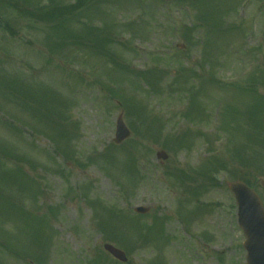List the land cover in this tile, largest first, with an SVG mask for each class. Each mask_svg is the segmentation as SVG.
<instances>
[{"label":"rangeland","instance_id":"obj_1","mask_svg":"<svg viewBox=\"0 0 264 264\" xmlns=\"http://www.w3.org/2000/svg\"><path fill=\"white\" fill-rule=\"evenodd\" d=\"M94 1L52 26L12 0L1 9L0 0V244L9 246L0 247V264H123L107 243L127 254L126 264H245L228 189L237 175L217 172L218 164L207 176L199 169L214 156L236 170L231 156L251 164L255 131L244 122L264 97V0ZM50 2L75 3L35 0L34 10L45 14ZM133 21L136 30L124 31ZM105 25L118 31L108 44L105 33L90 38L83 29ZM58 36L68 45L48 44ZM121 60L142 72L166 69L168 78L154 94L144 79L122 80ZM121 113L131 137L116 145ZM62 130L68 157L55 150ZM158 151L168 160L158 161ZM16 167L29 185L6 177ZM213 174L220 187L209 186ZM140 206L149 213L136 214ZM25 210L47 214L48 223L35 232ZM141 225L151 238L140 236Z\"/></svg>","mask_w":264,"mask_h":264},{"label":"trees","instance_id":"obj_2","mask_svg":"<svg viewBox=\"0 0 264 264\" xmlns=\"http://www.w3.org/2000/svg\"><path fill=\"white\" fill-rule=\"evenodd\" d=\"M4 3H1L2 4V8H5L9 3H10V0L8 2H5V0H2ZM13 2H16L18 6L20 7H24V6H33L34 5V1L35 0H12ZM38 2H40V0H36ZM71 1H74L75 3L73 4L72 2H69L68 5L66 4H57V5H53L52 2H50V5L49 7H47V13L44 14L45 11H43L44 7H41V6H38L37 5V8L35 10H27V12H31L32 15L34 16H39L40 17H47V21L48 22H51L52 23V26H65L67 25V23H69L72 19L70 17H68L69 15H73V11H76L77 8L79 9V7H82L84 4L87 5L88 2H95V1H92V0H71ZM115 2H118V1H121V0H114ZM125 1V0H124ZM95 7L97 8L98 7V4L95 5ZM76 21V20H74ZM85 24H88V23H85ZM8 27V26H7ZM129 27H133V26H129ZM128 27V28H129ZM58 30H55V31H59L61 29V27H58L56 28ZM83 29H85V31L87 32V37H90V38H93V37H96V38H100V36L97 34L98 32H103L105 33L106 35L103 36V38L101 39L102 43H105V44H108L110 42H112L114 39H116V35H115V32L114 31H111L113 30L112 27H107V25L104 26V28H100V27H95V26H83ZM130 29V28H129ZM13 32V31H12ZM58 39H60L61 41L60 42H55L53 40H49L48 41V44L51 45H55V48H61V47H65L67 46L68 44L65 42L67 40V38L65 37L64 40H62L59 36H58ZM90 41V40H89ZM48 45V46H49ZM98 48V49H101L104 48V45L102 46H92V49L94 48ZM54 48V49H55ZM104 51V50H103ZM106 52V51H104ZM118 68H121V70L123 72H127V73H124L122 74V80H127L126 79V75L125 74H133L134 75V80L137 79L138 81L135 80L136 83L139 82L140 79H145L147 81V84L150 85V87L152 86L153 87V90L154 91H157V89L159 88L158 84L159 83L160 85L162 84V82L166 79V75L165 73L163 72H156V71H151L150 73L148 74H137V73H134V72H128V68L124 67V66H120L118 65ZM150 75V76H149ZM149 76V77H148ZM116 98L119 97L118 94H116ZM123 94H121V98L120 100L123 101ZM264 103V98L263 100H261V103L260 104H263ZM261 106V105H260ZM257 107V106H256ZM255 107V108H256ZM258 108V107H257ZM261 108V107H260ZM260 108H258L259 110V113L261 114V111H260ZM187 117V116H186ZM153 123L152 124H155L156 121H152ZM259 125L261 126L262 125V122H261V119L259 120ZM160 132V130L158 131ZM162 132V131H161ZM160 137H161V133H160ZM170 139L172 138V136L169 137ZM183 139L180 140V137H173L172 139L173 140H170L171 142L174 141V142H178L179 143H182L184 141V136L181 137ZM57 140L58 142H54L56 143V150L57 152H61L63 150V152H65L66 156L68 157V150L66 147H68V144L66 143L67 141V133H65L63 130L60 132V134L58 135L57 137ZM60 140H62V143L59 142ZM168 140V141H169ZM167 141V142H168ZM62 148V149H61ZM62 153V152H61ZM6 154V153H5ZM63 154V153H62ZM7 155V154H6ZM7 158V157H6ZM107 157L104 156V159H106ZM133 166H129L128 168V171L132 173L133 176H135L136 174H138V169L135 167V164H132ZM0 168H1V162H0ZM12 171V170H10ZM21 168L19 167H16L15 171L12 172V173H7L6 174V177H11L12 179V182L16 185V186H19V182H21L22 185H29V183L25 182L24 181V173ZM212 180V178H210ZM31 185V184H30ZM24 189H28V188H24ZM23 189V190H24ZM35 192V191H34ZM6 201L7 203H10L8 201L10 200H4ZM8 208L7 207H3L4 209H9V210H12L13 205H12V208L10 207V205L8 204ZM19 208H22V207H19ZM21 213H23V216H25L26 220H29L31 221V223H38V224H34L33 225V228H35V232H37L38 230H41L40 228H38L37 226L39 224H42V223H46L47 224V214L43 215V216H40L38 214H35V213H26V210L24 212L20 211ZM29 227H32L31 225H29Z\"/></svg>","mask_w":264,"mask_h":264},{"label":"water","instance_id":"obj_3","mask_svg":"<svg viewBox=\"0 0 264 264\" xmlns=\"http://www.w3.org/2000/svg\"><path fill=\"white\" fill-rule=\"evenodd\" d=\"M130 136V132L126 127L123 117L121 116L117 121V134L115 142L122 143ZM159 158L167 159L165 153H159ZM231 191L235 194L237 203L239 205V224L243 228L247 237L245 247L249 251L248 264H264V245L259 247L258 238L263 237L262 232L255 230L254 222L256 218L262 219L264 222V208L258 196L250 190L247 186L237 183L230 185ZM139 213H146L144 208L137 209ZM108 251L116 259L126 262L127 258L124 252L116 249L111 245L105 246Z\"/></svg>","mask_w":264,"mask_h":264},{"label":"flooded vegetation","instance_id":"obj_4","mask_svg":"<svg viewBox=\"0 0 264 264\" xmlns=\"http://www.w3.org/2000/svg\"><path fill=\"white\" fill-rule=\"evenodd\" d=\"M260 145L257 141L255 146L256 151V161L254 165V178L252 179V188L255 190V192L260 196L264 203V177L261 175V163H260Z\"/></svg>","mask_w":264,"mask_h":264}]
</instances>
